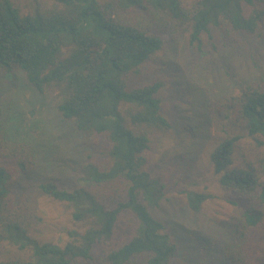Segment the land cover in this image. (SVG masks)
Listing matches in <instances>:
<instances>
[{
    "label": "trees",
    "instance_id": "1",
    "mask_svg": "<svg viewBox=\"0 0 264 264\" xmlns=\"http://www.w3.org/2000/svg\"><path fill=\"white\" fill-rule=\"evenodd\" d=\"M34 13L21 14L10 0H0V72L19 73L38 93L55 92L57 111L82 133L103 136L106 164L81 169L82 186L63 189L53 181L37 187L72 209L75 227L64 245L39 243L31 236L34 213L19 197V184L32 178L37 146L0 119V264H76L98 256L107 264H170L177 242L159 218L165 184L150 170L153 138L173 129L162 114V83L139 84L134 78L161 51L166 36L183 34L200 46L210 28L233 34L264 31V0H49ZM139 13L145 24L124 15ZM169 37V36H168ZM225 137L210 154L213 172L226 190L249 199L223 254L239 264V248L248 230L264 237V156L244 165L234 156L242 138L264 148V77L244 84L234 95L213 102ZM230 128V130H228ZM235 128L237 133L232 134ZM244 153V149H243ZM198 211L208 199L185 193ZM7 246L29 253L15 258Z\"/></svg>",
    "mask_w": 264,
    "mask_h": 264
},
{
    "label": "rangeland",
    "instance_id": "2",
    "mask_svg": "<svg viewBox=\"0 0 264 264\" xmlns=\"http://www.w3.org/2000/svg\"><path fill=\"white\" fill-rule=\"evenodd\" d=\"M21 14L34 13L49 0H10ZM187 6L195 0H184ZM123 18L145 24L147 19L132 13ZM169 36V37H168ZM166 36L155 58L134 78L139 84L159 81L158 92L162 114L173 125L172 131L153 138L150 170L161 176L165 184L159 218L177 242L170 264H229L223 254L225 245L239 225L249 199L218 183L210 154L225 137L215 114L207 119L208 106L227 95H234L253 80L264 77V31L261 34H233L210 28L201 45L190 46L179 33ZM0 119L18 136L37 147V167L32 178L19 184V197L34 213L31 236L39 243L64 245L66 232L75 225L66 204L44 195L38 185L53 181L61 188L81 187V169L88 163L106 164L107 142L103 136L75 130L57 111L54 91L38 93L29 88L19 73L0 72ZM230 130V128H228ZM232 134L237 133L235 128ZM234 164L244 165L247 150L251 159L264 156V148H254L245 137L238 143ZM244 149V153H243ZM264 183V174L259 173ZM187 192L203 193L208 199L198 211L189 209ZM15 258L29 253L7 246ZM239 264H264V237L261 230H248L240 248ZM136 258L131 264H146ZM107 264L98 256L91 262Z\"/></svg>",
    "mask_w": 264,
    "mask_h": 264
}]
</instances>
